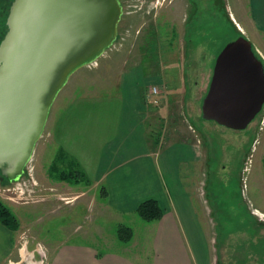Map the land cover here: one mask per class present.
I'll use <instances>...</instances> for the list:
<instances>
[{"label":"rangeland","instance_id":"374dc122","mask_svg":"<svg viewBox=\"0 0 264 264\" xmlns=\"http://www.w3.org/2000/svg\"><path fill=\"white\" fill-rule=\"evenodd\" d=\"M119 1L123 17L115 44L96 63L78 71L61 91L26 175L18 186L0 183V201L15 218L20 241H29V253L36 254V261L43 243L49 241L57 245L73 239L113 249L116 243L111 242L119 241L123 224L105 211L102 192L99 198V192L80 175L75 183L76 174L62 163L61 155L48 154L53 145L49 130L66 99L119 91L124 73L141 70L148 90L159 91L160 104L150 107V119L157 116L155 109L168 111L153 128L154 138L166 143L169 132L178 143L193 141L201 147L202 154L188 146L181 171L190 191L198 192L194 198L204 219L211 213L206 206L213 212L208 232L211 258L217 264L224 232L240 221L245 203L258 207L254 188L257 183L264 185V108L245 131L205 121L201 110L217 56L237 38L249 39L248 4L246 0ZM6 19L3 16L0 31L7 32ZM124 224L133 230L135 241L151 238L149 223L138 216Z\"/></svg>","mask_w":264,"mask_h":264},{"label":"crops","instance_id":"0c3cea01","mask_svg":"<svg viewBox=\"0 0 264 264\" xmlns=\"http://www.w3.org/2000/svg\"><path fill=\"white\" fill-rule=\"evenodd\" d=\"M246 4L249 40L264 59V0H246ZM141 74L133 69L124 73L120 90L108 95L66 99L50 124L53 150L48 154L61 155L62 163L77 176L82 174L99 198L100 192H106L101 197L105 211L119 217L123 225L136 219L141 203L157 200L164 215L148 222L151 238L117 240L111 242L116 243L113 249L73 239L57 245L49 241L43 243L42 252L38 248L36 261V254L29 253V241H20L19 229L0 223V264H213L208 232L213 212L206 206L211 213L204 219L194 198L198 192L190 191L181 171L186 164L183 152L191 145L194 153L202 154L201 147L191 140L178 143L169 132L166 143L154 138L153 128L168 111L155 109L157 116L150 119L148 88ZM173 126L172 121L171 133ZM187 176L192 178L193 173ZM255 193L258 207L245 203L240 221L224 232L217 264H264V223L259 220L264 216V185L257 183Z\"/></svg>","mask_w":264,"mask_h":264},{"label":"water","instance_id":"95a60500","mask_svg":"<svg viewBox=\"0 0 264 264\" xmlns=\"http://www.w3.org/2000/svg\"><path fill=\"white\" fill-rule=\"evenodd\" d=\"M119 0H14L0 43V182L22 180L70 79L118 38ZM264 108V62L244 36L218 55L205 121L245 131Z\"/></svg>","mask_w":264,"mask_h":264},{"label":"trees","instance_id":"16d2710c","mask_svg":"<svg viewBox=\"0 0 264 264\" xmlns=\"http://www.w3.org/2000/svg\"><path fill=\"white\" fill-rule=\"evenodd\" d=\"M81 177H83L82 174ZM76 179L77 180L75 181V183H79V178L77 175H76ZM105 193L106 192L102 191V198H105ZM137 215L143 221L155 222L162 219L164 215V211L158 204L157 200L150 199L140 204V206L137 209ZM0 223L12 229H15L17 227L15 218L13 217L12 213L5 205L2 204L1 201H0ZM133 233L134 232L130 227L126 225H121L118 229L117 235L120 241L129 242L133 238Z\"/></svg>","mask_w":264,"mask_h":264},{"label":"flooded vegetation","instance_id":"af4514ba","mask_svg":"<svg viewBox=\"0 0 264 264\" xmlns=\"http://www.w3.org/2000/svg\"><path fill=\"white\" fill-rule=\"evenodd\" d=\"M13 1L14 0H0V25H2L3 16L5 17V15H6V17H8V14H9V11H10V7H11ZM174 1H176V0H174ZM177 2H178V0L176 1V3ZM186 4H190V3L187 1ZM6 21H7V19H6ZM0 32H2L1 36H2V39H3L5 34H6V31L1 30ZM2 39H1V41H2ZM259 220L264 223L263 220H261V219H259Z\"/></svg>","mask_w":264,"mask_h":264},{"label":"built area","instance_id":"2783aa9c","mask_svg":"<svg viewBox=\"0 0 264 264\" xmlns=\"http://www.w3.org/2000/svg\"><path fill=\"white\" fill-rule=\"evenodd\" d=\"M148 100L151 104L153 105H158L159 104V91L156 87H153L150 92H149V96H148Z\"/></svg>","mask_w":264,"mask_h":264}]
</instances>
